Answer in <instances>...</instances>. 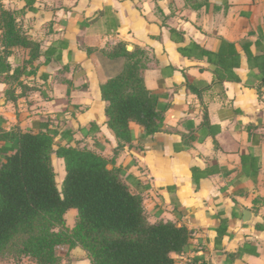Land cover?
<instances>
[{
    "label": "crops",
    "instance_id": "crops-1",
    "mask_svg": "<svg viewBox=\"0 0 264 264\" xmlns=\"http://www.w3.org/2000/svg\"><path fill=\"white\" fill-rule=\"evenodd\" d=\"M1 8L16 13L40 55L24 64L28 50L14 49L8 58L12 70H36L19 77L22 86L0 78V134L47 126L55 149L69 130L71 146L106 160L116 151L114 167L149 221L192 230L175 264H264V0H0ZM119 42L146 52L145 88L167 106L160 132L144 137L131 123L121 149L100 92L113 77L100 51ZM6 149L0 141V162ZM52 163L62 181L63 161ZM62 251L61 264H91L80 247Z\"/></svg>",
    "mask_w": 264,
    "mask_h": 264
},
{
    "label": "trees",
    "instance_id": "trees-1",
    "mask_svg": "<svg viewBox=\"0 0 264 264\" xmlns=\"http://www.w3.org/2000/svg\"><path fill=\"white\" fill-rule=\"evenodd\" d=\"M14 49L28 50L24 64L40 55L38 44L22 33L16 13L1 8L0 78L8 86L14 82L22 86L19 77L31 75L36 68L28 73L25 66L12 70L8 58ZM100 54L109 62L122 63L119 73L100 87L107 104L106 125L118 140L117 149L133 140L131 123L142 128L144 137L160 132L167 106L145 88L141 72L146 69V52L128 51L119 42ZM9 92L5 95L11 99ZM60 135L67 144L55 149L57 132L47 126L0 134V141L7 144L0 162V260L27 258L35 264H61L63 256L57 250L66 246L68 251L83 249L91 264H175L173 255L187 251L192 230L149 221L142 197L130 191L123 172L114 167L116 151L106 160L71 146L72 131ZM53 155L64 164L60 189ZM69 210L76 211L71 228L65 224ZM225 234L226 227L217 229V247Z\"/></svg>",
    "mask_w": 264,
    "mask_h": 264
},
{
    "label": "rangeland",
    "instance_id": "rangeland-1",
    "mask_svg": "<svg viewBox=\"0 0 264 264\" xmlns=\"http://www.w3.org/2000/svg\"><path fill=\"white\" fill-rule=\"evenodd\" d=\"M128 50V49H127ZM129 51V50H128ZM102 57V56H101ZM103 58V57H102ZM104 61L107 62V65L109 64L108 68H110L112 70V75L115 76L117 73H119L120 71V68H121V62H117V63H113V62H109L107 59L103 58ZM62 171L64 172V169H63V165H62ZM60 182L62 183L61 181V177H60V173L58 171V168L56 167V183H57V187L60 189ZM74 216L68 212L66 215H65V224H66V227L68 228H71V226L74 225ZM67 247L66 246H61L58 248L57 252H59V254L63 255V252L62 250H66Z\"/></svg>",
    "mask_w": 264,
    "mask_h": 264
},
{
    "label": "water",
    "instance_id": "water-1",
    "mask_svg": "<svg viewBox=\"0 0 264 264\" xmlns=\"http://www.w3.org/2000/svg\"><path fill=\"white\" fill-rule=\"evenodd\" d=\"M244 216H245V220H244L245 223H250L251 222V218H250L251 214L249 212H245Z\"/></svg>",
    "mask_w": 264,
    "mask_h": 264
}]
</instances>
